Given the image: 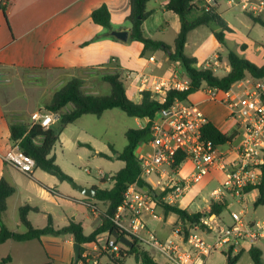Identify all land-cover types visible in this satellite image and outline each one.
Masks as SVG:
<instances>
[{"label": "crops", "instance_id": "obj_1", "mask_svg": "<svg viewBox=\"0 0 264 264\" xmlns=\"http://www.w3.org/2000/svg\"><path fill=\"white\" fill-rule=\"evenodd\" d=\"M103 5L107 6L110 12L114 31L129 32V25L126 22V19L131 11L130 0H6V5L0 6L1 154L8 150L11 146H14L10 140V124L22 123L31 125V116L36 112H40V109L44 108L45 104L52 99V95H46V88L49 84H53L59 79H62V81L65 80V83L73 78L84 79L88 84L92 83L93 85H98L92 94H101L102 90L107 88L105 87L106 83L101 81L102 75L120 71L125 80L128 96L135 102H139L141 99V93L145 90L150 91V82L144 84V77H148L152 80L153 78L180 76L183 73L180 64L170 61L165 52L161 50L148 51L144 56H142V52L144 50L143 44L130 40V37L128 41L115 40L112 38L110 31L95 24L91 16L92 12ZM218 6L219 0H217L216 8L218 13H220ZM148 7L153 11V13L142 25L144 36L149 39L164 42L165 44L173 47L174 42L181 31L180 18L175 13L165 10L161 0H150ZM220 14L227 21L225 14ZM227 23L229 24L228 21ZM169 31H171L173 35V39L171 41L164 39L165 35ZM216 31H218V29ZM160 35L163 38H160ZM217 44V49H222L224 47L218 42ZM215 51L218 50L215 49L214 51L207 52L205 57L217 54ZM229 70L230 67H227L226 72H229ZM29 72H36L37 76L41 80V84L39 86L41 94L38 98H33L35 103L33 107L31 106V99L27 91L29 88L27 80L33 78L34 75H25ZM15 84H18L24 91L22 98L12 95ZM145 86L147 88H145ZM198 94L199 92L190 96L189 102L194 104L197 109L202 111L207 116L209 121L214 123L221 131H223L224 127L232 121L229 117V110L220 103H212L208 101L204 93L202 97L199 95V97L193 101L192 97L197 96ZM71 108L72 106H69L66 108V111ZM106 112H104V114ZM103 115L100 118H102ZM87 116L89 115H85L76 122L68 125L60 137L61 141L63 140L69 127L83 122ZM135 120L137 122V128H143L146 125V120H140L138 118H135ZM233 144H231V146L225 145L222 148L225 150H231V148H234ZM110 146L114 147L112 144H110ZM93 148L98 154L103 153L97 151L95 147ZM110 160L115 159L112 158ZM188 162H190L193 166L192 172H190L189 175L182 172L183 165ZM9 168L13 167L7 165L0 156V179L5 178L10 184H12L10 180L11 171H9ZM37 172L34 171L32 175L28 176L29 181L33 184V186L36 184L41 186L43 183H50L44 185H47V187L51 185L50 187H53V189L58 187V183H56V181H53L43 173L37 175ZM193 172V162L185 160L179 168L178 176L179 178L185 179L190 177ZM215 172L221 173L220 171ZM33 175H36L37 177L35 178ZM106 179L110 180V177H106ZM157 180L158 182L156 185L151 186L155 193H159L160 191L161 182L159 178H157ZM195 184L196 183H194L181 198L183 199L184 204L180 205V207L186 209L190 213H194L190 211V208L194 205L195 200L192 198L189 200L188 193L192 190V187ZM220 186L221 184L217 188ZM44 187L45 186H43V188ZM47 187L45 188L48 190ZM52 191L53 190H50V194L54 195L56 192ZM258 195L259 192L253 190L245 197V201L243 203L239 202L238 199L232 196L229 197L236 200L241 205V208L245 207L247 210L248 202L252 204L255 203ZM224 197H228V195H223L222 199L219 201L216 200V197H214L213 201H225ZM10 199L8 200V208L10 205ZM204 201L206 202L207 200ZM226 202L228 203V201ZM30 206L36 207L32 205ZM230 206L231 204L228 203V208H230ZM157 208L161 207L152 203V212L144 211L142 213V219L147 224L149 230L155 233L162 243L171 242L181 249H186L182 229L183 227H188L189 224H183L179 217L175 214L166 215L164 210L161 208L162 216L159 217V220L164 222V226L159 227L158 225H152V218L154 217ZM39 209L40 213H45L41 208ZM204 210L205 213L200 210L202 214H209L210 204H208V207L204 208ZM93 212L91 220L95 225V229L100 224L101 219L100 213L95 212V210H93ZM48 215L52 217L54 223L53 216L51 214H47V218ZM219 217L225 221L222 215ZM72 221L82 223L77 222L76 219L70 220V222ZM70 222L63 227L68 226ZM82 224L84 225L86 235H90L94 231L93 229L92 232L88 234L87 225L84 223ZM54 227L56 229L63 228L56 227L55 225ZM49 236L52 235L43 236L40 242L42 244L45 242L50 246L53 244L57 246L62 245L68 261L71 257V261L68 263L71 264L73 260L72 247L75 243L73 236H62L63 238L61 241H56ZM108 238V234H103L99 237L97 244L86 245L84 248L85 250L89 249L94 251L95 246L100 245ZM11 241L13 240H9L0 245V250ZM32 241L34 240L25 242ZM149 250L154 252L152 255L148 253L152 258H154V260L159 263L164 262V259L157 251L152 250L151 248H149ZM242 250H245L244 247ZM94 253L97 252L94 251ZM116 256L118 257V255H115V258ZM105 258L106 257H102L100 259V264ZM106 260V264H113L110 258H107ZM196 264H206V261H196Z\"/></svg>", "mask_w": 264, "mask_h": 264}, {"label": "trees", "instance_id": "obj_2", "mask_svg": "<svg viewBox=\"0 0 264 264\" xmlns=\"http://www.w3.org/2000/svg\"><path fill=\"white\" fill-rule=\"evenodd\" d=\"M150 0H130L131 11L126 19L129 25L130 40L140 42L144 46L142 56L148 51L161 50L167 54L170 61L179 63L182 71L187 75L190 85L186 91L171 90L167 93L165 100L161 101L157 97L154 98L149 90L141 93L139 102L132 100L126 90L125 80L122 74L106 73L102 75L101 81L110 85L109 93L106 94H90L84 90L85 80L81 78H73L63 87L57 90L52 99L45 104L44 111L47 113H59V120L52 124L49 129L45 130L40 125H26L22 123L10 124V140L18 146L27 156L34 159L36 169H40L52 176H55L60 182L73 183V179L65 174L57 164L56 156L53 154L54 148L60 142V137L66 127L85 115H94L101 117L107 110L120 109L131 118L140 120H148L149 122L144 128L130 129L126 132L127 145L122 152L114 151L110 147L114 155L110 157L106 154L99 153L100 156L115 159L124 162L125 166L111 177L112 186L109 188L97 190L93 199H87L85 204L90 211L95 208L99 210L102 204L106 209L100 214L101 222L90 235L85 234V228L82 223L70 222V224L61 229L54 227L53 219L48 215V223L45 228H35L29 220L31 212L40 213L37 207H31L26 204L19 209V219L25 227L24 233H18L10 230L5 226L2 220V214L8 209V200L16 193V189L5 178L0 179V245L9 240L25 242L31 240H41L43 236H66L71 235L75 243L81 245L80 261L82 260L85 246L97 244L99 237L103 234L112 236L114 230H118L121 235H126L124 231L117 228L113 222L118 208L123 204L125 193L128 187L136 184L141 189L153 191L152 187L142 177V166L136 153L141 144L148 145L153 140L151 131V121L157 116L162 109H168L173 106L175 101L189 102L190 96L199 92L204 86L217 88L222 91H229L237 82L244 80L247 75L254 79H264V65L257 66L253 62L242 58L236 52L228 51V62L230 70L224 77H217L212 70L199 69L197 67L198 59L185 54V48L189 34L200 27H210L214 25L218 31H214V37L217 42L227 48L225 37L228 34H234L235 29L227 23V21L218 13L216 6L211 11L206 12L199 7L203 0H169L165 6V10L175 13L181 22V31L178 34L174 46H169L161 41L146 38L142 31L143 23L152 15L153 11L149 9ZM255 24L264 27V19L255 16L253 13H245ZM92 20L95 24L102 26L104 29L114 31L111 21L110 12L107 6L103 5L92 12ZM113 39L119 40L112 36ZM72 106L66 111V108ZM202 139L211 142L215 147H223L233 144L239 139L237 128L233 134L229 135L221 131L214 123L209 121L202 128ZM90 147V146H89ZM185 162V156L177 157L176 167L181 166ZM104 183L108 180L103 179ZM258 188L259 195L255 202V206H264V181L259 187H250L247 192H252ZM49 190V189H48ZM53 192V191H52ZM160 196H153V204L161 207L165 214H175L179 217L183 224L188 223V227H184V240L190 232V228L200 223L204 216L202 213H190L186 209L181 208L178 204L169 205L159 199ZM155 206V205H154ZM226 209L228 203L226 201L210 203L209 215L221 216ZM133 247L121 249L119 258L115 255L110 256V260L114 264H124L125 258L135 255L137 261L142 264H161L154 260L147 252L139 249V242L131 238ZM116 242H119L116 239ZM232 258V251L227 255L229 263L235 264L242 252ZM254 264L263 263V252L257 246L250 248ZM8 260L0 259V264H6ZM73 264V260L71 262Z\"/></svg>", "mask_w": 264, "mask_h": 264}, {"label": "built area", "instance_id": "obj_3", "mask_svg": "<svg viewBox=\"0 0 264 264\" xmlns=\"http://www.w3.org/2000/svg\"><path fill=\"white\" fill-rule=\"evenodd\" d=\"M199 1V0H197ZM165 7L169 0H161ZM234 6H241L255 16L264 14V0L258 3L249 0H229ZM6 0H0V6ZM217 5V0H203L199 7L206 12ZM152 60V59H151ZM219 65L218 54L208 57L207 66ZM143 83L150 82V91L154 98L165 100L171 90L186 91L190 81L179 76L169 78H143ZM243 89L225 92L217 88L204 86L201 90L208 101L220 103L229 110V117L235 122L239 133V144L231 150L215 147L211 142L202 139V128L209 122L207 116L190 102L175 101L172 107L162 109L151 121L153 140L148 144L152 152L138 155L142 166V177L159 178L160 191L156 195L169 205H175L186 194L194 183L203 180L215 171L223 174L221 186L215 190L216 200L223 195L232 196L243 203L250 193V187H259L264 181V79H252L250 84L242 80ZM145 88H147L145 86ZM60 118L59 113L42 114L36 112L31 116L32 125H40L47 130ZM149 121L146 120V125ZM145 125V126H146ZM144 126V127H145ZM143 127V128H144ZM184 155L185 160L194 164V172L190 177L179 178L177 157ZM3 161L17 171L32 175L36 169L33 158L27 156L18 146H11L0 153ZM106 178L103 171L98 173ZM259 192L258 188L255 189ZM153 191L143 190L136 184L128 187L123 204L113 218L117 228L126 233L125 236L136 239L139 244L157 251L164 262L161 264H196L202 262L213 252L224 247L238 253L237 247L243 244L250 247L264 242V216L247 221L246 208L230 214L231 223L227 224L216 215H204L200 223L190 228L186 249L166 242L162 243L155 233L149 230L142 219L144 211L152 212ZM100 244V243H99ZM122 244L109 236L103 243L94 247V251L86 249L79 264H100L102 257L119 255ZM114 264V263H113Z\"/></svg>", "mask_w": 264, "mask_h": 264}, {"label": "rangeland", "instance_id": "obj_4", "mask_svg": "<svg viewBox=\"0 0 264 264\" xmlns=\"http://www.w3.org/2000/svg\"><path fill=\"white\" fill-rule=\"evenodd\" d=\"M229 0H219L218 10L220 13H224L229 24L235 29L234 34H228L225 37L227 48L224 46L222 49H217V42L213 35V32L217 30V27L211 25L210 27H200L194 30L189 35L188 43L186 45L185 53L190 57L198 59L197 67L199 69L212 70L214 75L217 77H224L227 75L226 68L229 67L228 62V51L229 49L239 54L244 59H247L257 66L264 65V27L259 24H255L245 13H251L245 11L241 6H234L228 3ZM251 2L258 3L260 0H249ZM260 17L264 19V14ZM162 36L160 35V38ZM163 38V37H162ZM165 40L171 41L173 39L172 32L169 31L164 37ZM229 48V49H228ZM219 56V65L207 66L208 57H205L207 52L214 50ZM167 55V54H166ZM160 56V55H159ZM205 57V58H204ZM25 75H34L33 78L27 80L29 88L27 89L28 95L31 99V106H34L33 98H38L41 94L39 88L41 84L40 78L36 72L26 73ZM182 80L187 79V75L183 72L179 76ZM252 77L247 75L244 82L250 84ZM67 83V82H66ZM65 80L59 79L53 84H49L46 88V95H54V93L63 87ZM88 84L85 82L84 90L87 93L92 94L94 89L98 85ZM107 88L102 90L101 94L109 93L110 85L105 84ZM38 86V87H37ZM92 86V87H91ZM33 87V88H32ZM107 89V90H106ZM232 89L235 92H240L243 89L242 81L237 82L233 85ZM23 90L18 84L14 85V91L12 95L18 98H22ZM199 95L202 97V90L199 91L197 96H193L192 100L195 101ZM40 113L45 114L44 109H40ZM136 120L127 116L122 110L107 111L102 118H98L93 115L87 116L81 123H77L68 128L63 140L56 145L53 154L56 156L57 164L60 166L62 171L73 179V183L60 182L55 176L46 174L42 170H35L37 175L43 173L53 181L58 183V187L53 189L43 183L41 186L36 184L33 186L29 181V177L17 171L15 168H9L11 171V183L16 189V194L11 197L10 205L8 210L2 214L3 223L7 228L14 232L23 233L25 227L19 222L18 209L20 206L28 204L41 208L45 213H30L29 218L31 223L36 228H44L47 226L48 218L47 214H51L54 218V225L56 227H63L67 225L70 220L76 219L77 222H82L87 225V233L89 234L94 229V223L91 220V215L94 213L90 211L88 206L85 204L87 198L77 190L76 186L84 188H109L112 186L111 177L121 170L125 164L120 160H110L108 158L100 156L97 151L103 152L110 156L114 155L113 150L110 148V144L114 147V151L122 152L127 145L126 132L130 129H136ZM234 121L227 124L223 131L229 135L233 134L236 126ZM234 124V125H233ZM139 129V128H138ZM237 141L233 146H237ZM231 146V144H228ZM90 146V147H89ZM110 146V147H109ZM152 152V148L149 145L141 144L136 153L137 155L148 154ZM193 166L190 162L183 165L185 174L188 175L192 172ZM103 171L106 177H110L107 183L103 182L102 176L98 173ZM35 178L36 175H33ZM223 174L214 172L206 176L201 182L196 183L192 190L188 193L189 200L194 199L195 203L190 208V211L194 213H201L208 207V204L213 201L215 197L214 190L222 183ZM107 180V179H106ZM146 181L150 186H155L158 182L155 176L147 177ZM49 190H47L45 187ZM50 190H55L54 195L50 194ZM44 191V192H43ZM225 201L231 204L230 208L222 214L223 219L227 224L231 223L230 213L233 211L240 212L241 205L234 200L232 197H224ZM204 200H207L206 202ZM183 199H180L178 205H183ZM205 206V207H204ZM247 214L245 219L251 221L259 219L264 216V206H255V203H249L247 205ZM105 207L100 204L99 210L94 209L95 212L100 213L105 211ZM162 216L161 208H157L154 217L152 218V225H158L159 227L164 226V222L159 220ZM184 227L182 232H184ZM54 240H60L62 236H49ZM44 242V241H43ZM263 252V263H264V242H260L256 245ZM244 251L238 258L235 264H254L249 253L250 246L243 244ZM128 247L121 246V249H127ZM141 251L147 252L152 255L154 252L150 251L147 246L139 244ZM153 250V249H152ZM239 252L242 251L241 247H237ZM229 248L226 246L218 252H213L207 259L204 258L206 264H230L228 253ZM238 252V253H239ZM238 253L232 251V258H235ZM73 256V247H72ZM11 257V258H10ZM0 258L8 260L6 264H68L71 261V257H66L64 247L57 245H48L45 242L42 244L38 240L32 242H8L0 250ZM116 258H119L116 256ZM107 258L101 261V264L107 263ZM124 264H142L137 261L135 255H130L125 258Z\"/></svg>", "mask_w": 264, "mask_h": 264}, {"label": "water", "instance_id": "obj_5", "mask_svg": "<svg viewBox=\"0 0 264 264\" xmlns=\"http://www.w3.org/2000/svg\"><path fill=\"white\" fill-rule=\"evenodd\" d=\"M112 36L118 38L121 41H128L129 39V32L128 31H112ZM77 190L80 191L87 199H93L95 197V194L97 192L94 188H84L81 186H76ZM147 190V189H145ZM152 195L155 196L156 193L152 192ZM112 237L117 239L119 243H121L123 246L132 248L133 243L132 240L125 236L121 235L118 230H114L112 233ZM80 255H81V245L78 243H74L73 245V264H79L80 262Z\"/></svg>", "mask_w": 264, "mask_h": 264}]
</instances>
